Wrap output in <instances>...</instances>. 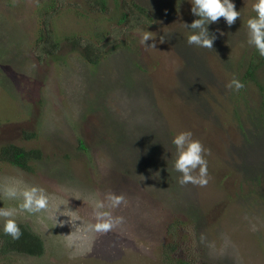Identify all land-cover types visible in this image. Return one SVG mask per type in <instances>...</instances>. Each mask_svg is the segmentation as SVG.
Wrapping results in <instances>:
<instances>
[{"label": "rangeland", "instance_id": "rangeland-1", "mask_svg": "<svg viewBox=\"0 0 264 264\" xmlns=\"http://www.w3.org/2000/svg\"><path fill=\"white\" fill-rule=\"evenodd\" d=\"M40 2L0 0V149L42 152L30 171L0 163V183L14 178L52 194L48 213L16 214L46 252L4 257L0 245V264H162L164 246L176 242L170 227L193 236L194 249L177 247L178 256L264 264V65L255 81L245 68L255 51L246 43L254 0H235L241 17L230 28L224 18L210 26L225 33L211 49L187 43L185 24L198 18L191 0H134L154 19L138 29L152 32L156 48L141 45L137 29L117 30L118 43L96 66L67 39L102 46L93 34L108 31L111 20L90 18L87 0H64L47 26L60 41L59 59L39 61ZM233 77L245 83L239 92L227 87ZM181 131L210 150L205 187L178 183L172 137ZM29 132L35 138L26 139ZM109 192L126 198L105 209L124 223L106 234L88 231L96 201ZM17 203L0 199V207ZM57 207L71 210L58 223L49 218Z\"/></svg>", "mask_w": 264, "mask_h": 264}, {"label": "clouds", "instance_id": "clouds-1", "mask_svg": "<svg viewBox=\"0 0 264 264\" xmlns=\"http://www.w3.org/2000/svg\"><path fill=\"white\" fill-rule=\"evenodd\" d=\"M252 11L255 13L247 19V40L249 46H254L259 57L264 58V0H254ZM191 13L198 17L191 24H185L189 29L187 43L201 48H213L214 42L219 36L225 35L223 30L217 28L214 32L210 31V26L217 23L220 18H224L226 25L230 28L241 17V10H236L235 0H191ZM140 33V44L146 49L156 48V42L151 31L137 29ZM152 40V44L147 42ZM228 88L234 92H239L245 87V83L235 77L228 83ZM172 144L175 146L176 155L173 168L180 173L178 183L183 186L192 184L205 187L209 183L208 160L206 157L210 150L205 148L199 139L193 138L191 131H181L172 137ZM0 199L14 200L18 203L15 206L0 207V219L3 220L2 232L11 236L13 240H18L22 235L19 224L17 223V212H24L29 215L48 213L52 207L53 196L44 187L28 185L22 180L12 178L0 183ZM118 208L126 203L124 195H117L109 192L103 200H97L93 208L95 223H89L87 230L94 233H108L124 223V217L113 216L112 212L106 209ZM69 209L61 211L57 207L54 214L49 218L58 223V217L65 216ZM67 217V216H66ZM70 218V217H69ZM68 221H61L66 223ZM76 224V230L83 228Z\"/></svg>", "mask_w": 264, "mask_h": 264}, {"label": "trees", "instance_id": "trees-1", "mask_svg": "<svg viewBox=\"0 0 264 264\" xmlns=\"http://www.w3.org/2000/svg\"><path fill=\"white\" fill-rule=\"evenodd\" d=\"M111 1L114 9L110 8ZM125 2L128 4L125 5ZM63 4H65L64 0H41L40 4L36 6L37 12L43 15L45 27L47 29H41L39 43H37V47L35 49V53L39 61L55 60L57 62L59 59L58 54L62 49L60 41L56 38H52L55 30L52 28L51 31H49L47 26L50 18L54 17L58 13ZM87 4L90 7L87 11L90 18L93 16H99L101 21L104 19L111 20L108 31H105V33L97 31L93 34V36H95L94 38L100 36L103 39L104 44L102 46L98 47L87 39H83L85 41L80 42H78L77 38H74L73 41L67 39L70 45L82 48L80 51L81 55L91 66L98 65L100 63L101 56L105 55L107 50L112 45L118 43L117 39L114 41L112 40L115 31L121 30L120 34L124 36L141 26L150 27L154 21L151 14H149L142 5L134 2V0H129V2L127 0H87ZM116 13H118L117 20L114 19V15ZM77 14L81 15L79 11H77ZM129 14H132V16ZM112 22L118 25L114 26L112 25ZM263 65L264 58L259 57V54L255 49L253 56L251 58L248 57L245 60V68L249 78L255 81L257 71L259 67H262ZM35 136L36 133L29 132L26 135V139H32L35 138ZM80 146L81 149H86L83 141H80ZM40 159H42V152L40 150H26L14 144H7L2 146L0 149V163H7L25 171H30L31 163ZM19 226L22 235L18 240H13L11 236L5 235L2 232V227L0 228L1 255H4L5 257V255L10 256L11 254H20L36 258L43 256L46 252L43 239L25 224H19ZM169 232L175 238L176 242L172 240L168 247L167 245L164 246L162 250L164 259L161 255L162 264H206L199 263V258L197 261H194L191 256L181 257L175 253L177 247L180 246H183V250L184 248H189L186 254H189V252L194 249V246L189 244L191 238L193 237H190L192 234H181L171 227Z\"/></svg>", "mask_w": 264, "mask_h": 264}]
</instances>
